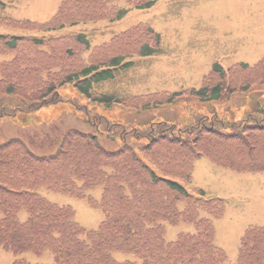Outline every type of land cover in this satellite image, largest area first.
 Returning <instances> with one entry per match:
<instances>
[{"label":"trees","instance_id":"trees-1","mask_svg":"<svg viewBox=\"0 0 264 264\" xmlns=\"http://www.w3.org/2000/svg\"><path fill=\"white\" fill-rule=\"evenodd\" d=\"M14 1L19 0H0V11ZM127 1L139 9L157 2ZM119 3L64 0L45 23L0 20L15 28L52 32L89 21L120 20L128 9ZM160 44V34L148 25L93 49L83 33L56 38L0 34V53L13 56L0 63V118L62 102L60 88L69 84L93 104L126 103L116 94H96L94 85L114 79L119 69L134 64L125 61L135 53L132 45L138 46L134 50L140 55L150 56L160 52ZM82 51H90L87 59ZM65 59L77 63L66 65ZM62 64L71 67H58ZM239 71H225L215 64L203 87L193 89L191 95L213 101L226 89L230 94L264 93V58L255 66L242 64ZM237 76L248 80V85L234 84L240 82ZM173 101L169 97L166 102ZM258 105L239 120L197 116L182 126L162 121L129 127L97 114L89 117L105 140L120 142L116 149L106 147L100 135L75 128L66 130L55 151L46 155L37 154L33 143L20 137L0 143V247L18 255L49 252L53 264H230L214 243V222L224 214V201L208 198L203 190L191 193L177 179L190 181L202 156L238 172L264 170V97ZM34 145L41 146L42 141ZM42 188L88 199L103 211L104 220L98 229H85L72 206L49 201ZM96 189L99 199L93 196ZM178 222L194 225L195 231L168 242L166 224ZM116 252L129 258L121 261ZM13 264L39 263L22 256ZM233 264H264V226L244 233Z\"/></svg>","mask_w":264,"mask_h":264},{"label":"rangeland","instance_id":"rangeland-1","mask_svg":"<svg viewBox=\"0 0 264 264\" xmlns=\"http://www.w3.org/2000/svg\"><path fill=\"white\" fill-rule=\"evenodd\" d=\"M62 1H14L0 12V17L46 22L56 14ZM120 5L129 7V12L120 20L81 23L51 33V35H64L83 32L89 38L91 45L97 47L133 27L149 24L162 37L163 49L160 54L151 57H134L135 64L131 68L118 71L114 79L99 83L94 88L95 93H114L123 101L124 98L129 97L126 103L112 104L107 108L105 105L104 107L88 104V110L107 118L113 117L112 120L128 126L147 125L154 121L188 124L193 118L189 115L192 107L198 114L216 113L231 118H237L255 108L259 100L257 91L246 93L237 90L229 101L223 99L218 103L207 102L200 105L198 100L189 96L187 92H183V95L178 97L179 100H176L177 103L173 105L165 104L164 95L148 93L199 88L215 63L228 68L241 62L253 65L262 59L264 0H158L156 5L149 9L130 7L124 0L120 1ZM0 34L21 36L38 33L0 22ZM137 48V45H132L131 50ZM81 56L87 58L88 54L82 51ZM12 57L0 54V62ZM82 61L85 63L87 60ZM71 63L77 61L68 62L65 59L66 65ZM66 65L62 64L58 67H71ZM235 70L237 74L240 73L239 69ZM237 77L240 82L234 84L238 87L248 85V80ZM218 80L217 78L214 83ZM70 87L61 89L62 96L72 97L78 94L76 87ZM224 93L226 94V91ZM137 95L141 99L132 102L133 98L138 97ZM82 96L87 100L84 95ZM71 99L76 104L62 101L30 114L1 118L0 142L16 136L31 139L34 133L45 139L44 146H46L53 133L52 130L58 131L57 133L70 128L84 132L95 131L94 125L85 120L84 114L76 108L77 103L86 105L85 100L73 97ZM9 100L15 101L7 99ZM147 103L149 105L143 106ZM246 104L250 109L243 107ZM105 144L110 149H116L120 142L110 141ZM37 152L51 153L42 149ZM186 187L189 189L200 187L209 197H219L225 201V213L216 222V243L232 262L235 261L244 231L251 225H264V172L236 173L202 157L197 160L193 180ZM40 192L50 200L71 205L76 211V220L87 229L96 228L103 219L102 210L92 206L84 198L54 193L44 188L40 189ZM99 193L100 189L93 192L97 198ZM193 230L194 225L185 222L167 225L166 238L174 240L178 233ZM22 256L34 263L53 262L51 253L37 256L32 252H26L24 255H18L0 248V264H12L16 258Z\"/></svg>","mask_w":264,"mask_h":264}]
</instances>
